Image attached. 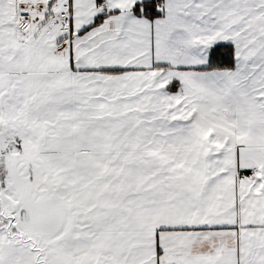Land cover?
<instances>
[{
  "label": "snow or ice",
  "instance_id": "snow-or-ice-1",
  "mask_svg": "<svg viewBox=\"0 0 264 264\" xmlns=\"http://www.w3.org/2000/svg\"><path fill=\"white\" fill-rule=\"evenodd\" d=\"M0 264H264V0H0Z\"/></svg>",
  "mask_w": 264,
  "mask_h": 264
}]
</instances>
